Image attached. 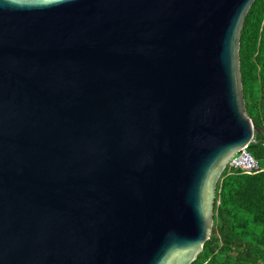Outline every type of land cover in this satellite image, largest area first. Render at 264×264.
I'll return each mask as SVG.
<instances>
[{
	"label": "water",
	"instance_id": "obj_1",
	"mask_svg": "<svg viewBox=\"0 0 264 264\" xmlns=\"http://www.w3.org/2000/svg\"><path fill=\"white\" fill-rule=\"evenodd\" d=\"M253 2L0 0V264L195 260Z\"/></svg>",
	"mask_w": 264,
	"mask_h": 264
},
{
	"label": "trees",
	"instance_id": "obj_2",
	"mask_svg": "<svg viewBox=\"0 0 264 264\" xmlns=\"http://www.w3.org/2000/svg\"><path fill=\"white\" fill-rule=\"evenodd\" d=\"M253 55L255 73L246 57ZM239 74L244 107L250 118L253 130L254 143L248 145L249 152L258 160L264 162V0H254L249 7L239 34ZM253 83L258 85L257 111L254 114L250 108V93ZM259 132V133H258ZM251 215L252 219L261 224V232L240 229L243 225L239 212ZM212 224L208 239L203 243L200 253L190 264H211L203 260L204 252H211L218 247L214 237L217 234L224 245L219 249L231 250L226 246L227 238L232 240L234 247L239 246L238 239L246 237L250 243L243 245L237 253V260L252 262L250 256L253 250L264 247V173L254 175L221 174L216 183L212 208ZM222 222L214 228L215 216ZM239 229V230H238ZM253 247H251V245Z\"/></svg>",
	"mask_w": 264,
	"mask_h": 264
},
{
	"label": "rangeland",
	"instance_id": "obj_3",
	"mask_svg": "<svg viewBox=\"0 0 264 264\" xmlns=\"http://www.w3.org/2000/svg\"><path fill=\"white\" fill-rule=\"evenodd\" d=\"M248 63L252 65V73L254 74L255 68L253 65V55H248L246 57ZM244 101V100H243ZM257 101H258V85L257 83H253L251 86V93H250V108L253 109L254 114H256L257 111ZM239 217L242 219V227L240 229L246 230V231H255V232H261V224L259 222H256L252 219L251 215L240 211ZM224 222L220 220V218L216 215L214 219V228L219 227ZM239 230V229H238ZM218 241V247L216 249L212 250L211 252H204L203 253V260L205 262H210L211 264H264V247L258 248V250H253L250 253V256L254 259V261H240L237 260L236 256L239 251L243 249V245L250 243L249 239L246 237H240L238 239V242L240 243L238 247H234V245L231 244L232 240L230 238H227L225 244L227 247L229 245L233 247V249H219L221 247L222 242L217 234L214 236ZM251 247H253L252 244H250ZM224 247V245L222 246Z\"/></svg>",
	"mask_w": 264,
	"mask_h": 264
},
{
	"label": "built area",
	"instance_id": "obj_4",
	"mask_svg": "<svg viewBox=\"0 0 264 264\" xmlns=\"http://www.w3.org/2000/svg\"><path fill=\"white\" fill-rule=\"evenodd\" d=\"M250 143H254L253 137ZM258 173H264V162L256 159L249 152L248 146H245L227 160L221 174L226 177L234 174L254 175Z\"/></svg>",
	"mask_w": 264,
	"mask_h": 264
}]
</instances>
